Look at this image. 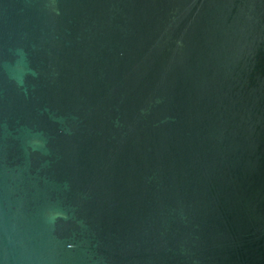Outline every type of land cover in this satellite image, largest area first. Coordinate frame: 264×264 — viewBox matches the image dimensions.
<instances>
[{"label": "water", "instance_id": "obj_1", "mask_svg": "<svg viewBox=\"0 0 264 264\" xmlns=\"http://www.w3.org/2000/svg\"><path fill=\"white\" fill-rule=\"evenodd\" d=\"M0 264H264V0H0Z\"/></svg>", "mask_w": 264, "mask_h": 264}]
</instances>
